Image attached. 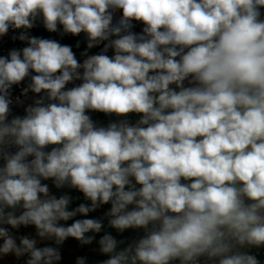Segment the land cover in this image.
<instances>
[{"label": "clouds", "instance_id": "1", "mask_svg": "<svg viewBox=\"0 0 264 264\" xmlns=\"http://www.w3.org/2000/svg\"><path fill=\"white\" fill-rule=\"evenodd\" d=\"M0 264H264V0H0Z\"/></svg>", "mask_w": 264, "mask_h": 264}]
</instances>
